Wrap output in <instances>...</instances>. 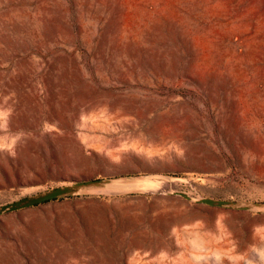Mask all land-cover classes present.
<instances>
[{"label": "rangeland", "instance_id": "rangeland-1", "mask_svg": "<svg viewBox=\"0 0 264 264\" xmlns=\"http://www.w3.org/2000/svg\"><path fill=\"white\" fill-rule=\"evenodd\" d=\"M0 264H264V0H0Z\"/></svg>", "mask_w": 264, "mask_h": 264}, {"label": "trees", "instance_id": "trees-1", "mask_svg": "<svg viewBox=\"0 0 264 264\" xmlns=\"http://www.w3.org/2000/svg\"><path fill=\"white\" fill-rule=\"evenodd\" d=\"M86 180H79V181H76L77 183H84Z\"/></svg>", "mask_w": 264, "mask_h": 264}]
</instances>
